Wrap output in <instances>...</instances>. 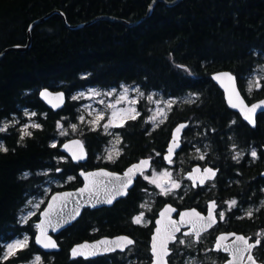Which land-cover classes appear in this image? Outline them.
Here are the masks:
<instances>
[{
  "label": "trees",
  "instance_id": "trees-1",
  "mask_svg": "<svg viewBox=\"0 0 264 264\" xmlns=\"http://www.w3.org/2000/svg\"><path fill=\"white\" fill-rule=\"evenodd\" d=\"M152 1L0 0V52L25 45L29 25L53 10L63 12L70 25L102 15L133 23L146 15ZM262 63L264 0H183L174 7L157 2L150 17L134 27L99 20L72 30L58 14L34 27L30 49L10 52L0 61V121L14 125L11 122L20 110L29 107L36 108L35 122L41 125L31 128L33 135L22 141L18 125L10 126L8 134H0V141L4 140L9 149L0 152V264H20L35 256H40L41 264H113L104 256L71 260L69 255L73 244L110 230L101 212L91 215L86 211L78 224L66 231L60 241L61 251L52 254L43 252L34 242L38 215L25 221L22 218L28 193L45 178L41 172L66 179L64 188L81 183L78 176L75 180L68 175L83 166L74 164L59 149L65 139L58 136L57 122L76 123L81 115V101L72 99V94L88 87L128 83L165 96L196 93L204 97L205 108L225 109L211 75L227 70L241 84L243 76ZM42 88L64 90L68 100L63 109L48 108L39 97ZM244 94L249 101L264 97V80L254 97ZM144 102H140L141 109ZM200 108L197 103L191 104V114ZM92 129L83 125L80 136H75L82 138L88 149L87 167L101 165L94 163L92 156L103 150L107 140L102 129ZM146 132L138 125L133 140L144 155L159 141L156 131ZM53 143L55 148L51 147ZM15 233H30L31 243L3 260L5 246ZM114 260L117 262L116 257Z\"/></svg>",
  "mask_w": 264,
  "mask_h": 264
},
{
  "label": "flooded vegetation",
  "instance_id": "flooded-vegetation-1",
  "mask_svg": "<svg viewBox=\"0 0 264 264\" xmlns=\"http://www.w3.org/2000/svg\"><path fill=\"white\" fill-rule=\"evenodd\" d=\"M247 76H243L242 86L237 78L238 86L244 97L245 92L250 97H254L256 88L252 91L247 90L245 83ZM263 80L260 87L263 84ZM214 84L221 92L225 109L205 108L204 97L202 99L199 94L194 93L197 96L192 101L201 106V108L198 112L191 114L190 105L194 103L181 100L183 96L191 92L179 95H163V97H168L174 103L171 110L167 111V119L163 123H159L158 127L155 125L150 128L149 124H145L146 114H143L142 110L139 109L137 111L140 115L137 119L128 120L123 127L117 128L116 131L120 142L116 143V147L109 148L110 152L107 151L106 154H104V151L94 153L92 161L97 164L101 163V165L87 167L86 164L89 159L83 164L74 162V164L83 167L77 168L75 173L68 175V178L73 177L77 180L78 177L80 178L79 171L81 169L87 171L105 168L112 172L124 173L128 167L141 159H151L150 169L135 179L132 188L128 190L126 196L117 199L110 206L84 209L81 217L70 226L78 224V221L86 211L90 212L89 214L91 215L101 212L104 217V223L109 225L110 230L98 237L86 240L116 235H124L133 239L135 243L128 246L124 251H116L104 256L113 264L151 263L152 234L158 218H161L160 213L165 206H171L175 209L170 215L173 220L179 221L180 213L193 209L202 216H207L209 205L213 201L216 203L217 222L213 227L202 232L199 240L194 234L184 235L185 232L190 231V225H182L180 232L175 234L176 241L169 243L168 263L225 264L231 257L226 252L214 250L216 240L222 234L233 233L249 238L250 242L262 239L261 246L254 249L253 254L257 257V264H261L264 261V237L257 235L258 233H264V112L256 116V123L252 126L243 119L239 112L230 109L223 91L215 82ZM245 99L248 103H252L260 98L252 101H249L246 97ZM26 112L29 114L36 113L37 116L36 108L32 109L29 107L22 108L20 110L21 115L19 114L18 116H23L25 119L28 116L25 114ZM9 122L0 121V127L4 123ZM182 122L188 124L181 135L180 146L172 157V163H166L165 155L172 140L173 130ZM138 125H141V128L143 127V130L147 131L146 134L156 131L159 135V141L155 142L153 149L145 155L137 150L136 144L133 142L135 139L134 130ZM8 130L0 132V134H8ZM0 142H3L6 147L8 146L4 140ZM253 150L257 153L255 158L251 156ZM117 151L119 155L116 154ZM109 153L113 157L112 160L108 159ZM201 155H204L203 160L199 159ZM237 156L238 158L234 159ZM195 167L201 169V174L205 168H211L216 172V175L211 179H205L204 184H200L197 180L194 185L188 176ZM154 169L171 172L172 180L178 182L180 187L173 189L167 195L161 194L160 188L150 183V175ZM145 176L150 179L146 180ZM80 180L81 183L76 184L73 188H64V185H56L58 188L53 190L51 187L39 207L40 210L35 213V215H38V220L40 219V212L44 209L53 193L76 189L83 184L81 178ZM165 186L169 187L170 185L165 184ZM233 200L237 202L236 206L230 208L229 204ZM142 204H145L146 207L142 208ZM221 211L225 213L223 220H220L218 215ZM248 211L253 212L251 218L246 215ZM141 213H143L144 217L143 222L140 224L133 223V218ZM38 220L35 221L34 242ZM112 224H117V226L111 228ZM70 227L55 235L59 244ZM23 235L29 237L30 244V233ZM14 236L17 237L18 233H15ZM233 239L234 237L230 235L229 239L224 243L230 244ZM180 240H183L184 243H179ZM115 257L117 262L114 260Z\"/></svg>",
  "mask_w": 264,
  "mask_h": 264
},
{
  "label": "snow or ice",
  "instance_id": "snow-or-ice-1",
  "mask_svg": "<svg viewBox=\"0 0 264 264\" xmlns=\"http://www.w3.org/2000/svg\"><path fill=\"white\" fill-rule=\"evenodd\" d=\"M217 80L226 79L229 84L231 85V89L229 90L226 88V91L229 92L228 95V103L233 108H239L242 114L244 115V119L249 122V124L255 125V115L257 113L258 109L264 108V102L253 104L251 107L244 104L243 99L240 98V95L238 92H236L234 87L235 78L229 74L224 73L222 75H219L215 77ZM253 87L259 88L260 87V81L256 80L254 82L250 81L249 84V91L252 90ZM128 88L123 89V94L119 96V98L116 100L115 104H110L109 107L113 108L114 110L111 113V116L108 119V122L103 125V128L105 129V132L108 131L110 127H123L124 124L128 120H135L140 115V113L136 110L135 107L131 105H135L138 103V100L136 99H129L128 97ZM136 91L139 93L140 97H143V93L139 92V89H136ZM108 95H112V93H107ZM83 95V94H81ZM91 95H100L99 92H96L95 90L92 91ZM41 96L48 98L51 96L50 93H48L46 90L41 93ZM78 97H72V99H77ZM55 99L59 101V103L54 104L53 107H59L60 103L63 102V94H57ZM149 101L153 100V96L149 95L147 97ZM51 102V101H50ZM127 102L130 106L125 109H117L116 105ZM188 103H194V101H186ZM103 103V101H101ZM174 101H168L166 102V108L168 110H171L172 105ZM26 115L35 116V113H25ZM81 121H83V116L80 117ZM104 119L103 112H98L95 119L92 121H89L91 125H93V129L95 130L96 127L99 126V121ZM167 119V112L164 108H158L157 111L149 118V122H152L156 125V127L159 126V123H163L164 120ZM159 120V123H156V121ZM18 123V121H16ZM10 126L9 123H4L2 127H0V132H6ZM58 128H63V125H61L59 122H57ZM73 130L76 129V125L71 126ZM186 127V125H179L175 129V134L173 135V140L169 146L168 154L165 156V159L168 161V163H172V157L175 153V149L179 147V133L183 130V128ZM32 129H39L41 128V125L38 123H31L29 125H24L20 128V140H24L25 137H31L33 133L29 130ZM62 135L66 134L65 132H61ZM111 134V133H109ZM117 139L116 143H119V135L116 134ZM73 146H75L76 150H73ZM51 147L55 148L56 144L53 143ZM64 148L71 152L72 158L74 160H82L86 158V154L83 151V144L81 141H73L71 145L65 144ZM9 149L3 144V142H0V152H8ZM119 155V152L116 153ZM159 155V154H157ZM251 156L255 158L257 156V153L255 150L251 152ZM237 157H234V159H237ZM108 159L112 160L113 157L111 153L108 155ZM199 159L203 160L204 155H201ZM150 167V159H144L141 160L138 164L133 165L131 168L128 169L127 172L124 173V177H115V180H117L119 183L118 185L114 186L113 190L110 194L106 196V199L103 201L105 203L111 204L113 199H115L118 195H126V189L131 185L132 178L135 174L140 173L143 175V171L146 168ZM59 171V170H58ZM84 175L85 180L89 181V183L85 184V187L80 189V193L83 194L84 192H89L91 194L92 188H91V178L95 176H110L111 174L108 172H99V173H82ZM216 172L211 168H205L203 170V173L201 174L200 168H195L193 171L189 174L188 178L193 181V184L195 185L196 181L198 180L200 184H204L205 179H211L215 177ZM172 174L171 172L165 170L164 172L160 173L158 176L153 175V177L150 179L148 176H145L144 178L146 180L150 179V183L155 184L158 188L161 190V194L167 195L169 194L173 189L179 188L180 184L176 182L175 180H172L171 178ZM73 179V178H69ZM165 184H169V187H165ZM73 194L71 193H64L62 194V197L60 195L53 196L52 200L53 202L49 204L48 210H45L43 215L45 217H48L47 223L55 230L57 227L60 226V222L58 221L56 224L52 223V214L55 210V204L58 200L61 198L67 199L68 197H71ZM99 202V201H98ZM236 201L233 200L230 202L229 207L236 206ZM36 207H39V204L36 205ZM141 207H146L145 204H142ZM216 203L213 201L208 208V214L207 216H202L199 212L196 210L186 211L183 213H180V220L176 221L171 218L170 213L174 212L175 209H173L171 206L166 207L161 213H160V220H157V227L155 230V234L152 238V245H151V252L153 256V264H168V261L166 257L169 256V248L168 245L170 242L176 241V233L180 232L182 225H190V231L185 232L184 235H195L197 240H199V237L202 232L206 231L207 229L213 227V225L217 222L216 220ZM75 215H79V208L74 210V215L72 218H75ZM219 219L223 220L225 213L221 211L219 214ZM248 218H251L253 216L252 211H248L246 213ZM143 213L133 218V223L140 224L143 222ZM43 223L41 222L40 225H37L38 228H40V234L36 237V243L40 244L44 248H56L57 244L50 236H47L46 231L43 227ZM234 237L232 242L230 244L224 243L226 240L229 239V236ZM258 236L264 237V233H258ZM135 242L124 236L119 237L115 241H108V240H101L96 245H88L83 244L79 245L76 248L72 250V255L75 256H91L95 255L96 249L99 248V246L104 245L103 251H111L114 250V248H120L123 250L125 247L129 245H133ZM179 243H184L183 240H180ZM262 239H256L254 242H250V239L242 236V235H236V234H222L220 235L215 244L214 250L216 251H223L229 254L231 257L226 261V264H257V257L253 254V250L257 247L261 246ZM29 246L28 238L25 237L23 240H17L14 243L8 244L6 246L5 255L3 256V260L9 259L10 256H15L18 251H22L26 249ZM114 246V247H113ZM89 249H92L91 251ZM35 264H41V258L40 256L35 257ZM261 264H264V261L261 262Z\"/></svg>",
  "mask_w": 264,
  "mask_h": 264
},
{
  "label": "water",
  "instance_id": "water-1",
  "mask_svg": "<svg viewBox=\"0 0 264 264\" xmlns=\"http://www.w3.org/2000/svg\"><path fill=\"white\" fill-rule=\"evenodd\" d=\"M183 0H153L152 3L150 4L149 8H148V11L146 13V15L141 18L140 20L136 21V22H133V23H130V22H127L126 20L124 19H120V18H116V17H113V16H107V15H102V16H97L95 18H93L92 20L88 21V22H84V23H80V24H75V25H70L68 24L67 20H66V16L63 12L61 11H58V10H53L51 12H49L48 14H46L45 16L43 17H40L36 20H34L28 27V30H27V42L25 45H22V46H10V47H6L4 48L3 50H1L0 52V61L2 60V58L4 56H6L8 53L10 52H26L27 50L30 49L31 45H32V30L34 27H36L37 25L45 22L46 20H48L52 15L54 14H58L62 17L65 25L67 28L69 29H72V30H77V29H80V28H83V27H86V26H89L91 25L92 23L96 22V21H99V20H105V21H110V22H114V23H119V24H123L125 26H128V27H134L138 24H140L142 21L146 20L148 17H150V15L152 14V10H153V7L154 5L157 3V2H163L165 3L168 7H174L176 5H178L180 2H182ZM224 73H229L231 74L234 78H235V82H234V87H235V90L236 92L239 93L240 95V98L243 99L244 101V104L251 107V105L253 104H258V103H261V102H264V97L260 98V99H257L256 101L252 102V103H248L245 99V97L243 96L239 86H238V79H237V76L230 72V71H227V70H222V71H217V72H214L212 75H211V78L212 80L220 87V89L223 91L224 93V96H225V100L227 102V105L230 107V109L234 110V111H237L240 113V115L243 117L244 119V115L242 114V112L240 111L239 108H233L229 105L228 103V95H229V92L226 91V88H228L229 90L231 89V85L229 84V82L226 80V79H222V80H217L215 77L219 76V75H222ZM47 91L48 93L51 94L50 97L48 98H45L43 96H41V93L44 92V91ZM63 94V102L60 103V106L59 107H53L54 104H57L59 103V101H57L55 99L56 95L57 94ZM39 97L40 99L45 103V105L54 110V111H59L61 109H63V107L65 106L67 100H68V95L67 93L64 91V90H52V89H49V88H42L40 91H39ZM51 101V102H50ZM261 112H264V108H261V109H258L257 110V113L255 115V123H256V116L261 113ZM245 120V119H244ZM247 121V120H246ZM248 122V121H247ZM249 123V122H248ZM186 125L188 123L186 122H182V123H179L173 130V133L172 135L175 134V129L179 126V125ZM252 125V124H251ZM253 126V125H252ZM186 127L183 128V130L179 133V146H180V138H181V135L184 131ZM81 141L82 144H83V151L84 153L86 154V158L85 159H82V160H74L72 158V155H71V152L66 150L64 148V145L65 144H69L71 145L73 141ZM172 140H173V136H172ZM172 140L170 141L169 143V146L172 142ZM169 146L167 148V153L165 156H167L168 154V149H169ZM179 147H177L175 149V152L178 150ZM60 151L62 153H64L65 155H67L73 162L75 163H86L89 159V153H88V150L86 148V145L83 141L82 138L80 137H71V138H68V139H65L61 144H60V147H59ZM73 150H76L75 149V146H73ZM144 159H150V158H144ZM144 159H141V160H144ZM140 160V161H141ZM139 161V162H140ZM166 163H168V161L165 159ZM139 162L135 163L134 165L138 164ZM133 166V165H132ZM132 166L128 167L125 171L127 172L129 168H131ZM150 167H151V159H150ZM149 168H146L144 169L143 173L145 171H148ZM197 168V167H195ZM194 168V169H195ZM199 168V167H198ZM99 172H108L110 173L111 175L110 176H95V177H92L91 178V188H92V192L91 194L89 192H84L83 194L80 193V189L84 188L85 187V184L86 183H89V181H86L85 180V177L84 175H82V173H99ZM124 173H117V172H112V171H109L108 169H105V168H98V169H93V170H83L81 169L79 171V176L80 178L82 179L83 181V184L81 186H79L78 188L76 189H71V190H64V191H58V192H55L53 193L49 199H48V202L46 204V206L44 207V209L40 212V219L38 220L37 222V225H40L41 222H44L43 223V227L46 231V234L47 236H50L52 238V240H54L57 244V247L56 248H44L42 247L40 244H37L36 243V237L40 234V228L37 227V231H36V235H35V243L37 245V247H39L42 251L46 252V253H58L61 251V245L59 244L58 240L56 239L55 235H58L60 232H62L63 230H65L66 228L70 227L77 219H79L82 215V212L84 209L86 208H100V207H103V206H110L112 205L117 199L121 198V197H124L126 195H118L115 197V199H113L112 203L111 204H108V203H105L103 202L105 199H106V196L108 194L111 193V191L113 190L114 186L118 185V181L115 180V177H124ZM141 175L140 173H137L133 176L132 178V183L131 185L126 189V192L128 193V190L130 188H132L133 184H134V181L135 179ZM64 193H71L73 194L71 197H68L67 199H63L61 198L60 200H58L55 204V210L53 211V214H52V223L53 224H56L58 221L60 222V226L57 227L55 230H53V228L47 223L48 221V217H45L43 215V213L45 212V210H48L49 208V204L53 202L52 198L53 196H58L60 195L62 197V194ZM99 201V202H98ZM167 206L164 207V209L166 208ZM79 208V215H75V218L73 219L72 216L74 215V210ZM163 209V210H164ZM162 210V211H163ZM161 211V212H162ZM161 218H158V220H160ZM156 227H157V224H156ZM156 227L154 229V233L152 234V238L155 234V230H156ZM119 237H124V235H116V236H102L100 238H97V239H94V240H83V241H80L78 243H75L73 244L70 249H69V255H70V259L71 260H75V259H84V260H93V259H96L98 257H102V256H105V255H108L110 253H113V252H116V251H124L127 247H125L123 250H121L120 248H114V250H111V251H103V248L105 247L104 245H101L99 246V248H97L95 251L97 254L95 255H91V256H73L72 255V250L74 248H76L77 246L79 245H83V244H88V245H96L99 241L101 240H108V241H115L117 240ZM128 237V236H126ZM130 238V237H128ZM131 239V238H130ZM133 240V239H132ZM134 241V240H133ZM151 245H152V239H151ZM130 246V245H129ZM169 246V245H168ZM114 247V246H113ZM90 251L92 249H89ZM152 254V252H151ZM153 256H152V261L150 264H153ZM167 261H168V258L166 257ZM169 264V263H168ZM226 264V263H225Z\"/></svg>",
  "mask_w": 264,
  "mask_h": 264
},
{
  "label": "rangeland",
  "instance_id": "rangeland-1",
  "mask_svg": "<svg viewBox=\"0 0 264 264\" xmlns=\"http://www.w3.org/2000/svg\"><path fill=\"white\" fill-rule=\"evenodd\" d=\"M264 79V63L257 65V67L253 70L252 73L248 74L247 78H246V86H247V90H249V84L250 81L254 82L256 80L260 81V85L262 83V80ZM124 88H128V97L129 99H136L138 100V103H136L135 105H131L133 107L136 108V110L141 109L140 108V102L141 100L145 99L144 102V108H142V112L143 114H146V123L145 124H149L150 128L154 127L155 124L152 122H149V118L157 111L158 108H164L165 111L167 112L168 109L166 108V102L168 101H172L171 99H169L168 97H163V94L157 91H149V92H145L143 90H141V88L138 85L135 84H128V83H122L119 86L116 87H110V88H103V87H88L85 89H82L78 92H76L75 94H72L70 97H78L77 100L81 101V105H80V111H81V116H83V121H81L80 117H79V122H71V123H63V122H59L61 125H63V128H58V136L64 138V139H68L71 137H75V136H80L81 134V127L83 125H89L90 127L93 128V125H91L89 123V121H92L93 119H95L96 115L98 112H103L104 114V119L99 121V126L96 128L102 129V131L104 132V134L106 135V143L103 146V150L104 154L108 152H110L109 148L111 147H116V139H117V128L118 127H110L108 129L107 132H105V129L103 128V125L106 124L108 122L109 117L111 116L112 111L114 110L113 108L109 107L110 104H115L116 100L119 98V96L121 94H123V89ZM256 87H253V89H255ZM260 88V87H259ZM136 89H139V92H142L144 95L143 97L139 96V93L136 91ZM95 90L96 92H99L100 95H91L92 91ZM251 90V91H252ZM107 93H112V95H108ZM83 94V95H81ZM149 95L153 96V100L149 101L147 99V97ZM197 95L194 93H187L185 96H183L181 98L182 101H192ZM101 101H103V103H101ZM130 105L127 102H123L120 104L116 105L117 109H125L128 108ZM36 114V113H35ZM35 116H26L25 119L23 118V116H17L15 117L11 124L14 125H18V128L20 130V128L24 125H29L33 122H35ZM27 119V120H26ZM16 121H18V123H16ZM36 123V122H35ZM156 123H159V120L156 121ZM72 125H76V129L73 130L72 129ZM31 129V128H30ZM29 129V130H30ZM65 132L66 134L62 135L61 132ZM111 133V134H109ZM70 136V137H69ZM163 171H157V170H153L152 174L150 175V177L152 178L153 175H159L160 173L164 172ZM48 171L45 172H41V174H43L45 176L44 179H42V181L40 182L39 185L35 186V190L31 191L28 193L27 195V199L24 202V206H23V212H22V218L23 220H28L32 215H34L36 212L39 211V207L41 206V204L43 203V201L45 200L46 196L49 193V190L51 189V187L53 185H65L67 182L66 179H58L55 178L53 176L48 175ZM166 187V186H165ZM39 204V207L37 208L36 205ZM36 227V224L35 226ZM25 237L28 238L29 241V237L27 235H21V236H17V237H13L7 244H11L14 243L17 240H23ZM5 246V247H6ZM36 257V256H35ZM35 257L28 261V262H22L20 264H35Z\"/></svg>",
  "mask_w": 264,
  "mask_h": 264
}]
</instances>
